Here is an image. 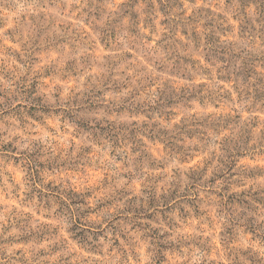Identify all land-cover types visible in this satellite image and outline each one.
<instances>
[{
	"label": "rangeland",
	"instance_id": "374dc122",
	"mask_svg": "<svg viewBox=\"0 0 264 264\" xmlns=\"http://www.w3.org/2000/svg\"><path fill=\"white\" fill-rule=\"evenodd\" d=\"M0 264H264V0H0Z\"/></svg>",
	"mask_w": 264,
	"mask_h": 264
}]
</instances>
